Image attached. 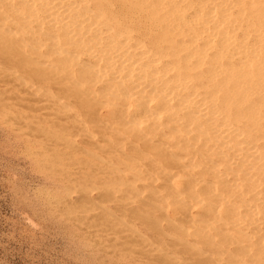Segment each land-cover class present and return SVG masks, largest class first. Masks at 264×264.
<instances>
[{
  "label": "bare ground",
  "instance_id": "obj_1",
  "mask_svg": "<svg viewBox=\"0 0 264 264\" xmlns=\"http://www.w3.org/2000/svg\"><path fill=\"white\" fill-rule=\"evenodd\" d=\"M113 1L124 10H111L107 0H0V84L16 88L15 99L26 102H32L25 96H32L33 83L36 97L39 91L52 93L34 112L58 111L63 102L73 103L74 122L69 121L84 134L77 131L82 140L72 146L100 162L128 168L99 178V183L123 185L129 180V190L145 196L112 208L143 211L152 220V237H171L187 247L190 263L171 257L170 264H264L262 0ZM141 13L144 16L136 18ZM138 19L154 24L157 34L150 37L145 29L139 33L130 25ZM56 118L52 126L66 129L61 122L70 123L67 116ZM125 132L129 137L120 144L119 134ZM158 194L160 201L170 199L171 211L155 222L154 209L164 212L156 204ZM116 199L109 201L119 203ZM95 202L89 205L99 209ZM119 220L110 223L115 226ZM160 222L168 223L175 237L164 232ZM148 253L151 250L142 255H153Z\"/></svg>",
  "mask_w": 264,
  "mask_h": 264
},
{
  "label": "rangeland",
  "instance_id": "obj_2",
  "mask_svg": "<svg viewBox=\"0 0 264 264\" xmlns=\"http://www.w3.org/2000/svg\"><path fill=\"white\" fill-rule=\"evenodd\" d=\"M107 1H109L110 4L112 5L111 10H113V8L114 10L116 9L121 10V11L124 10V8L120 7L117 4L118 1H113V0H107ZM263 1L264 0H262L260 5L264 4ZM116 6L118 8H116ZM136 11L139 12L138 9H136ZM142 16H144V13H141L139 15L137 14L136 18L141 19ZM130 25L132 27L138 28L139 33H143V30L145 29L146 32H149L150 37H154L157 34V31L154 30L153 28L154 24L146 23L138 19V20H131ZM24 82H26L25 79H24ZM5 85H8V86H5ZM33 85L34 86L31 87L32 89L34 90L38 89V87L34 83ZM1 87L2 89H0V92L2 93H0V99H1L0 100L1 102L0 103V264H152L149 262H153V264L154 263L155 264L157 263L158 264L159 263L170 264V262L168 261L172 260V258L173 260L174 258L175 260H188L187 258L188 256L186 255L188 252L184 250L187 247L186 246L184 247L181 245L179 246L178 244L179 242L175 243L177 241L176 239H175L176 241L173 242L171 241L172 239L171 237H169V239L166 238L165 236L158 237V238L156 237L154 238V236L152 237V234L150 233V230L148 228L152 220L151 218L145 217L144 213H142L143 211H138V212L136 211V213L135 212L130 213L127 211L118 212L114 208H112V207H115L117 204L124 205L130 202H133L135 201V199L143 197L144 194L134 195L133 192L129 190L130 186L127 185L130 183L129 180L122 181L124 183L123 185L121 184L118 185L117 183L112 182V181L99 183L98 181L99 178H102L104 176L111 177V176L118 174V172L119 174H121L122 171L124 172V170L128 168L125 166L122 167L121 165L116 166L115 164H111V163L109 164L107 162H100L99 160H96L93 157L91 158L81 153L79 150L80 148L77 145H76L77 147L72 146L71 142H75L76 144H79L80 141L82 140L81 136L78 137V133L84 134V132H82V128L78 129L77 126L76 128L74 125H73L74 127L72 126L73 123L71 122L72 121L74 122V120L70 119V117L72 118L76 111L74 107L69 106V104L71 105L73 104L72 102H63V105H64L63 108H60L58 111H53V112H47V111L36 112L35 111L34 112L33 111L34 107L40 106V105L42 106L41 103H45L44 98L46 96L50 97L49 95L50 94L52 95V93L39 91L41 95L39 93V96L36 97L34 94L38 90L34 91L31 89L32 94L30 95L32 96L27 95L25 96V98L27 97L28 99L30 98L29 100L30 101L32 100V102H29V101L26 102V100L22 101L19 98L15 99V96L17 94L16 88L12 87L13 89L11 90V86L9 84L3 85V83L0 84V88ZM42 94H44L45 96ZM38 98L39 99L42 98L43 102L42 101L39 102ZM10 99H13V100H10ZM36 99H38V101H36ZM15 102L17 103L16 106H14ZM28 103L30 105H27ZM67 103H68V106H67ZM25 104L27 106H25ZM66 107L68 109H65ZM22 108H24L25 110ZM14 110H16V113ZM17 110H19V112ZM65 110H67V112ZM19 113H21V115ZM44 113L45 114L52 113V115H55V116L48 117ZM59 116L64 117V118H66L67 116V120L71 121V122L69 121L70 123H67L68 125L64 122H61L62 124H65L68 128L66 127V129L63 128L62 130V128L60 127H57L58 128L57 129L56 127L52 126V124H56L55 123L57 119L56 117H59ZM14 127L17 131L13 130ZM32 127L34 128L35 131H38V132L40 131L39 134L42 132L40 134L41 136L38 135V132L35 133V131L28 130V128L33 130ZM74 129H78V130H74ZM41 130H44V131L46 130V131L44 132ZM70 130H73V131H70ZM47 131H49L50 133ZM73 133L75 134L73 135ZM36 135H38V137L40 136V138L38 139ZM69 135L71 137H69ZM119 135H120L119 137L121 138L120 144L122 143L123 137H129V133L127 132L123 134H119ZM46 136L48 137L46 138L47 142L46 140L43 139L45 141L44 142L42 140V137L45 138ZM52 138L54 139L55 142L52 140ZM26 139H28V141ZM50 140H52L54 144ZM61 141L63 142V146L67 147L69 145V147L61 148V145H62ZM30 142L31 144L32 143L33 144L31 145ZM57 145H60V147ZM77 148L79 149L77 150ZM70 149L72 151H70ZM32 150L34 151L33 153H32ZM76 150L78 151L79 154L81 153L82 155L81 154L79 155L77 152L73 154L74 151ZM66 156H68L69 158ZM50 161H52L53 163ZM72 162H75V163H72ZM55 163L57 164L59 163V165ZM102 163H104V166L102 165ZM85 165H87L88 167ZM89 165L91 166V168L89 167ZM98 168H100V170ZM113 168H117L118 170L117 169L114 170ZM92 169L94 171L90 172V170ZM103 169L104 171L106 170L107 172L105 171L106 172L105 173L104 171H102ZM115 171H118V172H115ZM99 172H104L105 174L104 173L100 174ZM90 173L92 174L90 175ZM77 178L78 180H74ZM103 184L106 185L104 186L105 190L103 189ZM109 185L111 186V190H109L110 189ZM176 185H178L177 182H176ZM82 186H84V188H82ZM96 187L98 188V190ZM114 187H116L117 190H115ZM93 188H95V191ZM85 193L87 195H85ZM108 193L111 194V196H113L112 197L113 199L117 198L116 201L119 202L120 200V202L113 203L109 201L110 199L111 200L113 199ZM95 194H97L98 197L95 196ZM100 194H102V196ZM93 195L95 196V198ZM121 195H123V198H121L122 197ZM82 196H84L83 200L81 199ZM157 196L158 198L156 199V204H158L157 206L160 207V209H162V211L164 212H160V210L154 209V214L156 217L155 222L157 221L161 213H165V212L169 213L171 211L170 199L166 200L165 198L163 199V201H160L161 200L160 194H158ZM88 197H89V200H87ZM143 198H145V196ZM96 199L97 201H99L98 203L100 205L96 204V206H99L98 207L99 209H96L97 207L96 208L93 207L95 209L94 210L89 204L91 203V205L92 204L95 205V203H97L95 202ZM105 199H108L109 202ZM121 201H123V203ZM100 202L102 203L104 202L102 206ZM130 206L135 207L134 210H138L136 203H132ZM86 207L88 208L90 207V210ZM100 209H101V212H99ZM96 212H97V215H96ZM98 214L101 217H103V219L105 218L104 219L105 221L102 220V218ZM108 214L110 215L111 218L109 217ZM120 214L123 216V218L122 216H120ZM126 215L127 216L129 215V216L127 217ZM133 215H136L137 217ZM141 215H144V218L143 216L141 217ZM97 216L101 220L98 219ZM95 217L98 219V222ZM131 217H134V218L136 217V218L130 219ZM139 217L141 219H139ZM126 218H129L131 221H129V219H126ZM145 218L147 221L145 220ZM118 219H121L118 221V223L123 222V224L125 223L126 225H123V224L121 225V223L119 224L116 223L115 226H112L110 222H114V220L116 222ZM125 220L128 222H126ZM141 221L143 222L141 223ZM159 221L160 220L158 219V222ZM127 223L129 225H127ZM107 224L108 225L111 224V226L110 225L108 226ZM160 224L162 228L165 227L163 229L164 232L168 233L171 236L174 235L175 237L176 232L171 231L166 227L165 224H167L168 226L169 225L168 223L164 224L163 222H160ZM103 226L104 228L107 226V228L104 229ZM126 226L129 228L128 230H126L127 228ZM110 227L112 230H110ZM116 227H119L120 229ZM121 228L124 230L122 231ZM99 229L101 230V232L99 231ZM116 229H118L119 231V232L117 231L118 233H116ZM113 232L115 233V235ZM98 236H101V238ZM122 236L124 237L123 239H125V241H123L122 238H121L122 240L119 238ZM139 236L140 238H138ZM141 237L148 242L145 243L146 241L144 242L141 241L143 240L141 239ZM132 238H134L135 241L134 240L132 241L131 240ZM149 238L150 239L152 238L151 239L152 242L149 240ZM102 240H105V241H102ZM155 240H158V241L161 240V241L155 242ZM136 242H138V245ZM149 242H151L153 246ZM154 242L156 246L153 244ZM101 243L103 245H100ZM145 244H147L148 246ZM115 245L116 247H114ZM158 245L161 247L158 248ZM117 247L119 248L118 250H117ZM122 247L125 249H123ZM153 247L157 248L158 250L162 249L161 251H159L162 254V256L161 254H158L159 252L156 249H153ZM112 248L117 251L112 250ZM130 249L132 250V252ZM150 250L152 253H148V254H153L155 256L145 255ZM139 251L145 254L142 255V253H138ZM155 251L158 253H156ZM177 252H178V255H177ZM114 253L116 254L114 255ZM163 253H165L166 255V257L164 255L165 259L163 257ZM118 254L120 255L122 254V256H119ZM124 254L127 256H125ZM168 256H170V258H168ZM176 262L174 263L177 264ZM187 262L190 263L189 260Z\"/></svg>",
  "mask_w": 264,
  "mask_h": 264
}]
</instances>
